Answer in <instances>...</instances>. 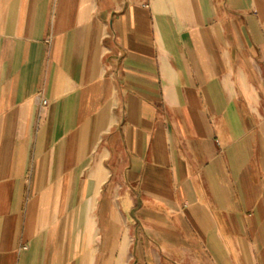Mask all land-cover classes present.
Here are the masks:
<instances>
[{"label": "crops", "instance_id": "0c3cea01", "mask_svg": "<svg viewBox=\"0 0 264 264\" xmlns=\"http://www.w3.org/2000/svg\"><path fill=\"white\" fill-rule=\"evenodd\" d=\"M0 264H264V0H0Z\"/></svg>", "mask_w": 264, "mask_h": 264}, {"label": "built area", "instance_id": "2783aa9c", "mask_svg": "<svg viewBox=\"0 0 264 264\" xmlns=\"http://www.w3.org/2000/svg\"><path fill=\"white\" fill-rule=\"evenodd\" d=\"M47 104H48V101H46V100H43V103H42V105H41V108H44V107H46V106H47Z\"/></svg>", "mask_w": 264, "mask_h": 264}]
</instances>
